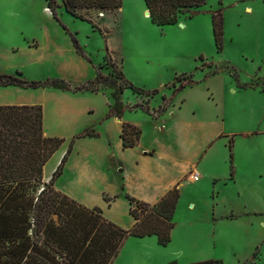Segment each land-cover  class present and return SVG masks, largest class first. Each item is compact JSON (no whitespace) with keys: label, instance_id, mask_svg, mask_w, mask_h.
<instances>
[{"label":"rangeland","instance_id":"374dc122","mask_svg":"<svg viewBox=\"0 0 264 264\" xmlns=\"http://www.w3.org/2000/svg\"><path fill=\"white\" fill-rule=\"evenodd\" d=\"M48 1L0 0V74L18 71L27 81L63 79L77 86L94 79L99 66L102 74H108L104 62L108 54L133 85L158 90L149 99L124 91L126 111L141 105L155 118L172 116L182 92L185 104L179 120L209 126L214 121L215 130L222 133L199 169L200 180L185 179L180 209L172 219L173 241L160 249L153 264H181L194 250L208 249L211 217H231L216 227L225 239L215 242V259L222 264H264V0H205L199 13L181 16L178 24L164 27L145 16L144 0H123L119 11L85 12L95 28L65 13L59 0H52L51 11ZM217 10L223 18L220 52L211 25V14ZM71 36L91 64L76 52ZM63 48L78 60L51 62L56 50ZM189 80L193 86L182 89ZM4 90L10 93L0 92L1 102L24 104L45 102L51 93L60 92ZM94 94L95 113L102 112L107 98L111 104L109 90ZM137 119L145 142L154 148L179 129L172 122L171 128L157 133L145 117ZM204 172L216 179L203 176ZM190 204L195 206L192 212L186 211ZM114 264L137 263L125 249Z\"/></svg>","mask_w":264,"mask_h":264},{"label":"trees","instance_id":"16d2710c","mask_svg":"<svg viewBox=\"0 0 264 264\" xmlns=\"http://www.w3.org/2000/svg\"><path fill=\"white\" fill-rule=\"evenodd\" d=\"M122 1L60 0V3L65 13L95 28L84 13H112L121 8ZM144 3L151 23L164 27L178 24L181 16L190 18L199 13L205 0H144ZM52 4V0L47 2L51 11ZM211 25L215 47L220 52L223 48L221 10L212 12ZM71 42L76 52L91 64L72 36ZM104 62L108 63V74H102V66H99L95 68L94 79L82 85L72 86L63 79L27 81L21 72L16 71L14 74H0V87L52 88L72 93L109 90L111 104L104 120L122 119L125 107L121 98L126 90L147 99L158 94L157 89L144 90L129 82L108 54ZM191 86L193 82L189 80L181 88ZM135 109L151 116L147 107L136 105ZM42 120L40 105L0 106V264H112L128 238L154 236L161 247L170 243L174 228L172 219L180 197L179 183L155 204L125 195L134 224L130 229H122L105 219L99 207L85 208L53 188L72 152L73 140L97 137L96 134L85 130L76 135L49 182L43 183V167L64 140L44 137ZM140 136L139 128L122 123L120 138L124 149L135 147ZM231 159L230 153V163ZM104 200L110 201L105 196ZM189 264H222V261L209 259Z\"/></svg>","mask_w":264,"mask_h":264},{"label":"crops","instance_id":"0c3cea01","mask_svg":"<svg viewBox=\"0 0 264 264\" xmlns=\"http://www.w3.org/2000/svg\"><path fill=\"white\" fill-rule=\"evenodd\" d=\"M145 11H147L146 8ZM68 57L78 60L69 48H63L57 49L50 61L63 64L66 61L65 58ZM75 83L80 84L78 81ZM4 89L23 90L16 87H0V92L10 93ZM181 94L182 92L179 96L180 105L170 112L172 116L166 114L157 118L137 109L133 112L125 110L121 120L116 118L104 120L108 98L102 112L95 113V94L90 92H53L49 95L48 101L38 104L0 101V106L40 105L43 112L42 132L44 137L64 140L60 148L43 167V183L49 182L69 143L76 135L85 130L96 134L97 137L73 140L72 152L61 175L55 180L53 188L85 208L99 207L105 219L127 230L133 226L134 220L129 215V203L125 195L141 202L155 204L179 183L180 197L174 214L177 215L182 199L181 187L186 185L185 179L193 171L199 174L200 180L201 165L208 160L207 157L214 142L222 137V133L215 130L216 122L214 121L209 126L202 125V123H182L179 120L180 112L185 104ZM214 107L217 108L216 105ZM138 117H145L149 120L157 133L171 128L174 123L179 124V129L173 131L172 138L163 140L154 148L153 144L145 142L142 125L137 121ZM124 122L141 130L140 139L133 148L124 149L122 147L120 134ZM224 161L226 162V160ZM225 162H222L224 167ZM202 174L216 179L215 174L209 175L208 172ZM104 196L110 201L104 200ZM194 209L193 204L186 206L188 212H192ZM230 218H208V224H210V233L207 239L208 249L194 250L188 259H183L180 263L189 264L215 259V242L219 238L225 239V235L218 236L216 227L220 224L219 222L227 221ZM189 223L192 224V222ZM174 228L171 231L170 242L174 238ZM163 248L157 244L154 236L141 239L131 237L125 241L114 262L122 256L125 249H128L131 259L137 264H153L154 260H158L160 249ZM173 262L178 263L177 261Z\"/></svg>","mask_w":264,"mask_h":264},{"label":"built area","instance_id":"2783aa9c","mask_svg":"<svg viewBox=\"0 0 264 264\" xmlns=\"http://www.w3.org/2000/svg\"><path fill=\"white\" fill-rule=\"evenodd\" d=\"M188 182H197L199 180V174L198 173H190L187 178Z\"/></svg>","mask_w":264,"mask_h":264},{"label":"water","instance_id":"95a60500","mask_svg":"<svg viewBox=\"0 0 264 264\" xmlns=\"http://www.w3.org/2000/svg\"><path fill=\"white\" fill-rule=\"evenodd\" d=\"M146 15H147V16H149V13H148V11H146Z\"/></svg>","mask_w":264,"mask_h":264},{"label":"bare ground","instance_id":"6f19581e","mask_svg":"<svg viewBox=\"0 0 264 264\" xmlns=\"http://www.w3.org/2000/svg\"><path fill=\"white\" fill-rule=\"evenodd\" d=\"M145 16H147V15H146V12H145Z\"/></svg>","mask_w":264,"mask_h":264}]
</instances>
